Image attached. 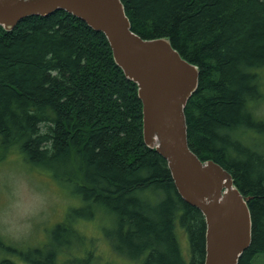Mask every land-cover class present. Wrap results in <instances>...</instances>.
Masks as SVG:
<instances>
[{"label":"trees","instance_id":"trees-1","mask_svg":"<svg viewBox=\"0 0 264 264\" xmlns=\"http://www.w3.org/2000/svg\"><path fill=\"white\" fill-rule=\"evenodd\" d=\"M121 1L134 33L170 40L199 68L185 108L188 142L250 198L252 242L238 264H260L264 158L244 139L264 133L255 112L264 99V0ZM142 119L137 85L102 33L65 11L24 18L11 31L0 26V163L18 148L26 165L50 172L84 205L69 209L42 248L21 251L0 236V264H97L78 224L98 215L113 221L108 238L118 255L141 264H205L204 216L179 195L165 159L145 145ZM13 253L18 263L8 258Z\"/></svg>","mask_w":264,"mask_h":264},{"label":"water","instance_id":"water-1","mask_svg":"<svg viewBox=\"0 0 264 264\" xmlns=\"http://www.w3.org/2000/svg\"><path fill=\"white\" fill-rule=\"evenodd\" d=\"M65 11L104 34L124 76L137 85L143 140L167 162L179 195L205 219V264H238L252 242V215L232 174L191 150L185 108L199 84V68L170 40L132 31L121 0H0V26L13 30L27 17Z\"/></svg>","mask_w":264,"mask_h":264},{"label":"rangeland","instance_id":"rangeland-1","mask_svg":"<svg viewBox=\"0 0 264 264\" xmlns=\"http://www.w3.org/2000/svg\"><path fill=\"white\" fill-rule=\"evenodd\" d=\"M255 112L264 118V99L256 106ZM248 135L251 138L244 140L252 148L258 145L260 148L256 147L257 151L253 152L263 159L264 133L255 131ZM82 200L71 189L54 180L47 170L26 165L18 148L11 149L0 163V236L16 249L28 251L47 245L51 232L64 220L69 209L84 206ZM79 222L80 231L88 237V250L98 258L97 264H141L142 261L135 262L118 255L112 248L108 231L113 228V221L98 215L96 219L88 221L90 225L84 220ZM178 239L184 256L188 257L190 251L186 233L180 232ZM69 250L71 255L81 257V249L71 246ZM66 257L62 252L59 254L60 260ZM8 258L18 263L17 254H9ZM259 262L264 264V258ZM62 263L66 264V261Z\"/></svg>","mask_w":264,"mask_h":264}]
</instances>
